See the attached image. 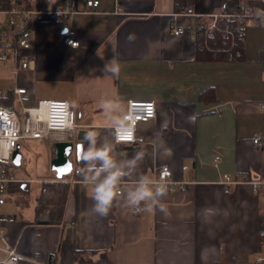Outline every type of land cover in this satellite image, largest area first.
<instances>
[{"label": "crops", "instance_id": "obj_1", "mask_svg": "<svg viewBox=\"0 0 264 264\" xmlns=\"http://www.w3.org/2000/svg\"><path fill=\"white\" fill-rule=\"evenodd\" d=\"M75 1L77 11L60 25L63 34L55 40L34 41L28 51L33 69L16 75L0 70V76L10 77L8 82L0 80L4 91L0 102L13 110L18 102L21 113L23 105L39 100H65L73 122L79 129L96 131L98 144L115 143L120 158H131L140 150L146 153L136 175L124 180L125 187H131L139 175L156 180L162 165L185 186L176 184L163 198L166 216L159 211L135 214L117 199L109 215L100 217L91 212L92 186L86 189L82 180L72 179L87 141L76 140L75 134L72 141L81 144V152L71 151V172L57 178L50 166L52 144L23 139L48 149L30 169L34 179L20 182L38 187L41 181L66 179L71 192L62 226L35 224L37 194L33 203L30 194L26 200L18 192L8 193L0 207L8 243L18 253L50 264H75V251L93 252V259H105L106 264H256L264 243V200L248 183L233 185L225 193L219 180L224 173L238 180L264 179L260 151L264 112L258 106L264 103V23L256 17L246 20L237 59L196 60L191 26L198 19L208 24L211 15L224 13V0H190L189 14L182 12L187 7L181 0H120L119 5L115 0H98L96 7L91 0ZM240 4L264 15V0ZM177 27H184L187 34L174 35ZM129 34L135 35L133 42L127 40ZM63 35L79 45H68ZM112 58L119 66L118 75L104 71ZM15 87L26 90L23 102L14 94ZM207 88L213 89L215 101L198 100ZM117 97L123 113L129 100L156 104L155 117L137 125L134 142L113 140L111 121L100 102ZM255 133L263 137L260 147L251 143ZM161 139L172 149L171 156L157 150ZM17 144L21 162L31 166ZM215 155L220 156L217 165L212 162ZM0 259L7 257L0 252Z\"/></svg>", "mask_w": 264, "mask_h": 264}, {"label": "built area", "instance_id": "obj_2", "mask_svg": "<svg viewBox=\"0 0 264 264\" xmlns=\"http://www.w3.org/2000/svg\"><path fill=\"white\" fill-rule=\"evenodd\" d=\"M119 2L120 0H115L117 5H119ZM90 5L96 7L98 0H91ZM76 11L75 0H64L56 8L45 7L43 9L27 8L24 0H0V70L11 71L16 75L20 70L33 69V61L28 56V51L35 41L36 25L39 22L52 21L53 25L60 26L63 19L70 17ZM182 12L189 14V12ZM258 16L255 10L247 8L243 4H240L234 12L211 15L208 24L201 23V25H204L203 28L201 25L199 26L202 33L199 34V36H202V45L209 48L208 40L214 39L212 29H218V20L225 17L232 22L230 25L222 27L224 39L218 49L226 53L228 60H234L240 55L235 48L238 45V36L243 33L246 20ZM261 17L264 21V15ZM262 21L258 20L257 22L262 23ZM191 29L195 33L193 35L189 34V36L191 39H195V25L191 26ZM173 33L174 35H185L187 30L184 27H177L173 29ZM63 38L72 47L79 45V42L70 36L63 35ZM233 48L235 53H229ZM13 92L23 102L22 95L26 90L22 87H15ZM3 94L4 91L0 89V98ZM258 106L259 110L264 112V103L261 102ZM123 114L125 126L120 129H113V140L117 143H131L136 140L137 125L155 117L156 104L152 100H129ZM78 128V125L73 122L70 103L65 100H39L32 106L23 105L20 116L15 110L0 102V207L8 199L9 187L20 182L15 180L10 168L13 165L11 153L16 144L23 139H42L48 144H53L56 141H72L75 139ZM125 133L130 136V139L121 138ZM262 142L263 137L261 134H253L251 143L254 146L260 147ZM260 151L264 160V147ZM219 161L220 156L215 155L212 160L213 164L217 165ZM187 168V166L182 167L184 170ZM160 179H163L169 185V193L175 190L176 184L181 189L185 186V182H177L173 179L172 171L167 165L159 167L156 180ZM219 182L225 193H229L233 185L248 183L253 193L260 195L264 200V179L246 177L238 180L230 173H224ZM121 183L123 185L124 180ZM133 213L139 212L133 211ZM261 223L263 225L261 237L264 242V207ZM0 252L6 255L10 264H22L23 261L31 264H50L22 255L14 250L8 243L6 230L1 224ZM255 263L264 264V243L261 251L256 255Z\"/></svg>", "mask_w": 264, "mask_h": 264}, {"label": "clouds", "instance_id": "obj_3", "mask_svg": "<svg viewBox=\"0 0 264 264\" xmlns=\"http://www.w3.org/2000/svg\"><path fill=\"white\" fill-rule=\"evenodd\" d=\"M264 23V21H262ZM134 34H129L127 40L133 42ZM105 72L118 75L119 66L112 58L105 66ZM101 107L111 121L113 129L125 126L123 108L120 98L102 99ZM87 150L82 153L78 174L82 176L83 187L92 186L91 199L93 206L91 212L100 217H107L117 199L123 202L135 212L149 214L159 211L165 216L168 210L163 198L168 195L169 185L163 180H155L147 175H139L132 181L131 187L122 185V181L136 175L140 163L146 153L137 151L131 158H120L115 150V143L106 142L98 144V133L89 131L85 134ZM157 150L162 156H171L172 149L167 147L161 139L156 142ZM0 264H10L9 259H0Z\"/></svg>", "mask_w": 264, "mask_h": 264}, {"label": "trees", "instance_id": "obj_4", "mask_svg": "<svg viewBox=\"0 0 264 264\" xmlns=\"http://www.w3.org/2000/svg\"><path fill=\"white\" fill-rule=\"evenodd\" d=\"M64 0H55L54 3H50V0H24V2L31 6L34 9H43L46 6H50V8H56L60 5ZM181 5L184 7L185 12H190V0H181ZM187 2V3H186ZM241 0H224L223 10L224 13H231L236 11L239 7ZM178 4V3H177ZM177 6H180L178 4ZM189 10V11H188ZM257 20L262 21V17L258 16ZM232 21L227 18H220L217 22L218 29H212L213 38L209 39L208 44L209 48L202 45V36H199L201 33V29L199 26L201 25V20H196L193 24L196 28V36H195V59L196 60H228L226 57V53L224 51H220L218 48L221 46V41L223 38L222 27L226 25H230ZM203 28L204 25H201ZM64 33V32H63ZM62 28L60 26L53 25L52 21H43L39 22L36 25L35 31V40H55L59 37V35L63 34ZM202 34V33H201ZM242 34L237 38V46L235 48L236 52H239L241 55L242 52V44L241 39ZM234 48L229 51V53H235ZM239 55V56H240ZM237 56L235 59H237ZM198 100L202 102H213L215 101L214 91L212 88H207L198 94ZM82 167L81 163L79 164L80 168ZM73 180H82V176L78 174V169L73 173ZM29 186L26 182L15 183L9 187V193L12 192H21L28 194ZM71 192V183L66 179H58L57 181H41L39 183V191L35 197V205H34V222L39 226H47V225H63L65 222V212L67 206V200L69 194ZM94 254L90 251H75L74 260L77 264H106L105 259H93L91 255Z\"/></svg>", "mask_w": 264, "mask_h": 264}, {"label": "rangeland", "instance_id": "obj_5", "mask_svg": "<svg viewBox=\"0 0 264 264\" xmlns=\"http://www.w3.org/2000/svg\"><path fill=\"white\" fill-rule=\"evenodd\" d=\"M25 6L27 8H33V6L29 5L28 3L27 4L25 3ZM6 74L9 75L8 72ZM9 78L10 77L0 76L1 81L5 80L6 82H8ZM16 103L17 104H14V107H16L15 110L18 113V115L20 116L21 105H19L18 102H16ZM73 105H75V104H72V106ZM19 144H20L21 151L24 154H27V158L29 156V161L31 162L29 164L31 166L25 167L24 162H21V165H18V166L14 165L11 167V169H13V175H14V178L16 181H30L31 179H34L33 175H31L30 169H32L34 167V163L38 161L37 159L41 158L40 155L45 153V151H46L45 147H47V146L46 145L43 146V145H40L38 142L29 141V140H20ZM47 149H48V147H47ZM37 165H38V163H37ZM46 178L44 177V180H46ZM46 181H49V180H46ZM38 187H37L36 183H31V187L29 188L28 194L21 193V192H18V193L20 195H22L26 200L28 198L27 196L30 194V197H33L32 202L34 203V197H35V194L38 193ZM22 196H20V197H22ZM13 203H15V202H10V204H13Z\"/></svg>", "mask_w": 264, "mask_h": 264}, {"label": "water", "instance_id": "obj_6", "mask_svg": "<svg viewBox=\"0 0 264 264\" xmlns=\"http://www.w3.org/2000/svg\"><path fill=\"white\" fill-rule=\"evenodd\" d=\"M63 33V31H62ZM87 133L84 129H77L76 130V140H83L85 137V134ZM75 149L77 154H80L81 152V144L77 143L75 144L73 141H56L52 144V154L53 158L51 159V169L56 171V177L61 178L63 175H67L72 170V163L69 159V154L71 151ZM21 152L19 150V145L16 144L15 149L11 153V162L13 165H20L21 163ZM70 165V170L61 171L63 169H66L67 166Z\"/></svg>", "mask_w": 264, "mask_h": 264}, {"label": "snow or ice", "instance_id": "obj_7", "mask_svg": "<svg viewBox=\"0 0 264 264\" xmlns=\"http://www.w3.org/2000/svg\"><path fill=\"white\" fill-rule=\"evenodd\" d=\"M121 138H122V139H130V136H129L128 134L125 133V134L122 135ZM70 168H71V166L68 165L66 169H63V170H61V171L70 170Z\"/></svg>", "mask_w": 264, "mask_h": 264}, {"label": "bare ground", "instance_id": "obj_8", "mask_svg": "<svg viewBox=\"0 0 264 264\" xmlns=\"http://www.w3.org/2000/svg\"><path fill=\"white\" fill-rule=\"evenodd\" d=\"M42 116H43V112H42Z\"/></svg>", "mask_w": 264, "mask_h": 264}]
</instances>
